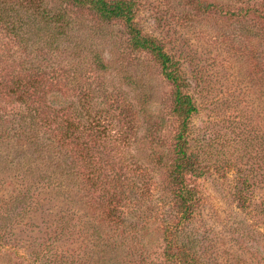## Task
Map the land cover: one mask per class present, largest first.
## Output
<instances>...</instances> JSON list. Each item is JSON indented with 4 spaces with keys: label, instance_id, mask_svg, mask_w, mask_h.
I'll return each mask as SVG.
<instances>
[{
    "label": "rangeland",
    "instance_id": "rangeland-1",
    "mask_svg": "<svg viewBox=\"0 0 264 264\" xmlns=\"http://www.w3.org/2000/svg\"><path fill=\"white\" fill-rule=\"evenodd\" d=\"M131 1L196 107L191 215L168 179L173 85L124 22L0 0V264H264L262 0ZM45 11L66 17L62 34Z\"/></svg>",
    "mask_w": 264,
    "mask_h": 264
},
{
    "label": "trees",
    "instance_id": "trees-1",
    "mask_svg": "<svg viewBox=\"0 0 264 264\" xmlns=\"http://www.w3.org/2000/svg\"><path fill=\"white\" fill-rule=\"evenodd\" d=\"M77 3L88 4L102 19V21L122 20L130 35V42L135 48L146 50L150 52L155 60L160 64L163 75L173 85V113L179 119V131L176 135L174 151L176 160L169 166L168 179L174 185L173 195L177 207L180 209V219H185L191 215L189 202L192 200V190L186 184V175H203V170L199 162H197L194 155L188 152V141L185 137L187 128V120L189 116L196 110V107L189 94L185 93L182 88L184 86L183 80L176 67V62L172 60L167 54L162 44L154 37L143 35L141 30L134 22L133 3L131 0H73ZM264 4V0H262ZM264 6V5H263ZM253 5L249 8H256ZM258 11L261 18L264 20V9ZM43 13L47 23L58 24V33L62 34L64 28L67 27L66 17L63 14H52L48 11ZM66 25V26H65ZM56 40V39H54ZM56 48V47H55ZM94 61L101 68H106L104 58L100 55H94ZM132 85L137 87V82L130 80ZM147 100H143L146 102ZM87 115V114H86ZM72 133L65 134L63 144L69 145V139ZM62 146V143H61ZM71 154L70 152H68ZM62 162V160H61ZM241 193V192H240ZM241 198V197H239ZM171 224L166 227V230L171 228ZM1 238V237H0ZM1 240V239H0ZM172 255L169 254V257Z\"/></svg>",
    "mask_w": 264,
    "mask_h": 264
}]
</instances>
